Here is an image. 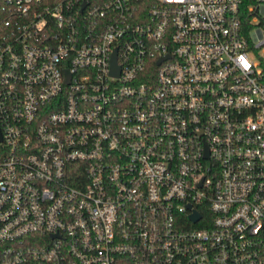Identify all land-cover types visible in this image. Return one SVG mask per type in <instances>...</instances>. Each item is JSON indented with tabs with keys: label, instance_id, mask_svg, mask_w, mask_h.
I'll return each instance as SVG.
<instances>
[{
	"label": "built area",
	"instance_id": "obj_1",
	"mask_svg": "<svg viewBox=\"0 0 264 264\" xmlns=\"http://www.w3.org/2000/svg\"><path fill=\"white\" fill-rule=\"evenodd\" d=\"M0 264H264V0H0Z\"/></svg>",
	"mask_w": 264,
	"mask_h": 264
},
{
	"label": "water",
	"instance_id": "obj_2",
	"mask_svg": "<svg viewBox=\"0 0 264 264\" xmlns=\"http://www.w3.org/2000/svg\"><path fill=\"white\" fill-rule=\"evenodd\" d=\"M161 62V60L158 62V64ZM112 72L113 73H118V68L115 67V56L113 57V68H112ZM190 221L193 223H196L199 219L200 216L197 213H193L190 217H189Z\"/></svg>",
	"mask_w": 264,
	"mask_h": 264
}]
</instances>
